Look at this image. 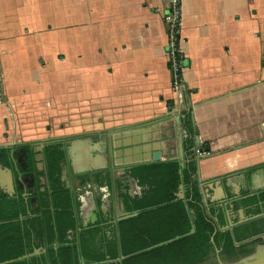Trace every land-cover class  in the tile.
Masks as SVG:
<instances>
[{
	"label": "crops",
	"instance_id": "obj_1",
	"mask_svg": "<svg viewBox=\"0 0 264 264\" xmlns=\"http://www.w3.org/2000/svg\"><path fill=\"white\" fill-rule=\"evenodd\" d=\"M164 13L165 0H0V147L92 136L68 157L82 222L96 202L114 214L121 186L141 195L127 167L173 158L189 107L208 203L215 179L233 192L243 170L264 172V0H181L189 95L172 86Z\"/></svg>",
	"mask_w": 264,
	"mask_h": 264
},
{
	"label": "trees",
	"instance_id": "obj_2",
	"mask_svg": "<svg viewBox=\"0 0 264 264\" xmlns=\"http://www.w3.org/2000/svg\"><path fill=\"white\" fill-rule=\"evenodd\" d=\"M185 115L183 168L178 160L129 168L127 175L141 188V195L118 193L123 211L137 213L118 222L112 216L109 222L112 219L96 202V221L83 225L80 203L61 180V164L66 158L62 144L46 142L47 186L41 192L36 183L32 195L35 202H25L21 194L0 196V264H203L216 251L231 261L252 255L255 246L264 247V216L237 225L230 232L221 229L227 224L223 208L210 204L207 211L203 206L194 179L193 128L189 113ZM0 153L8 159L7 148L0 147ZM260 167L246 169L247 175ZM180 185L184 197L177 199ZM247 194L241 191V196ZM237 204L264 205V190L258 196L236 201L234 208ZM192 228L193 233H189ZM252 237L256 238L246 242ZM34 250L43 252L18 260Z\"/></svg>",
	"mask_w": 264,
	"mask_h": 264
},
{
	"label": "water",
	"instance_id": "obj_3",
	"mask_svg": "<svg viewBox=\"0 0 264 264\" xmlns=\"http://www.w3.org/2000/svg\"><path fill=\"white\" fill-rule=\"evenodd\" d=\"M175 122H176V125L178 127L177 131L179 132L177 135V141H178V143H177V156L173 157V158L163 159L161 151L159 149H155V150L150 152L149 159L144 161L143 163H152V162L156 163V162H164V161H169V160H178L180 168H183V166H184V152H183V145H182L183 136H182V133L180 130V118H179V116L175 117ZM112 136H113L112 132L109 133L108 137L110 138V140H109L108 146L110 147L111 152H112V147H113V142L111 141ZM87 139L88 138H81L80 139L78 137L68 138L66 145L61 146V149L65 152V156H66L65 161L63 163H65L67 160V157H71V154L75 151V149H74L75 145H76L75 143L86 144L88 142ZM195 141H198L197 136H195ZM46 142H48V141H41L37 144L41 145L40 149L43 150V147H44ZM5 148H7L8 150L9 149L12 150L13 146L12 145L5 146ZM104 152L106 153V146L104 148ZM71 159L73 160V157ZM71 159H70V162H71ZM72 163H74V160L71 162V166H72ZM139 163L140 162L133 164V165L131 164L127 167V169L131 168L132 166L138 165ZM243 173L245 174L244 175L245 177H242L244 180V186H243L242 190H240L239 187H237L236 190L233 192L227 191L225 189V188H227V182L226 183L224 182L223 183L224 185L221 184V182L219 181L220 178H217L212 182L213 183L212 189H214L216 187L217 190L220 191V193L222 195L221 199H217V200H214V201H211L210 203H208L207 196H206V193L204 194V188H203L202 184H201V189H199L201 197H202L203 206L207 209V211H209V206L211 203L215 207H219V208L224 209V215H225V219H226L227 224L223 228H221L222 230H229L230 232H232V230L235 226L243 224V223L248 222L250 220L256 219L258 217L264 216V213H261L259 215H255V216L247 218V217H244L242 208L239 210H236L237 205H236V208H234L236 201L242 200V199H245V198L251 197V196H258L264 190V172L260 173V172H258V170H256L254 173L247 175V170L245 169V170H243ZM67 174H68V166L67 165L63 166V164H62L61 165V180L64 181V184L67 188L71 189V185H70L69 180L67 178ZM21 177H22L21 175L16 177V180H15L16 185H18L20 183ZM256 178H259L262 181L261 184L257 185L255 183ZM13 184H14V182L12 179L11 170L7 167H3L0 165V188L5 187L7 189V191H5L3 193L6 195H12V193L14 191L13 190L14 189ZM19 189L22 192L24 191V187L20 186V184H19ZM241 191H246V192H248V194L241 196ZM22 196L25 197V194H22ZM229 196H234V197H236V199L228 202V201H226V199L229 198ZM176 197H177V199H182L184 197L182 185L179 186V190H178V193L176 194ZM120 206H121V209H123L122 203ZM235 212L238 213V216L235 215ZM136 214H137L136 212L131 213V214L127 213V212H122L120 215H117L114 222H118L120 220H124V219L130 218V217L136 216ZM89 217H91L90 222L96 221L97 218H96V208L95 207H93V210L91 211ZM237 217H239V219L237 221H233ZM88 223H89V221H87V220L83 221V225H85V226ZM193 231L194 230L192 228L189 233H193ZM262 237H263V241H264V236H262ZM253 238H256V237L249 238L248 240H246V242L252 240ZM238 244H239L238 242H236V241L234 242L235 246H237ZM40 252H43V250L42 251L34 250L31 254H27V255H23L22 257H19L18 260L27 259L28 257H30L32 255L39 254ZM219 264H264V247H260V246L257 247L255 249V252L252 255H250L246 258H243L241 260H238L236 262H233V263L219 262Z\"/></svg>",
	"mask_w": 264,
	"mask_h": 264
},
{
	"label": "flooded vegetation",
	"instance_id": "obj_4",
	"mask_svg": "<svg viewBox=\"0 0 264 264\" xmlns=\"http://www.w3.org/2000/svg\"><path fill=\"white\" fill-rule=\"evenodd\" d=\"M67 139L65 138L63 140L60 141V143L63 145H66L67 143ZM39 142H35V143H31L28 147L26 144H20V145H12L13 148L12 150L9 149V157L7 160L4 159V154L0 153V165L3 167H7L11 170L12 173V179H13V186H14V191L12 193V195H8V196H13L15 194H25V197H23L25 199V202H27L28 199H30L32 202H35L34 197H32V195L35 193L36 191V183H37V190L43 192L45 187L47 186V181L44 175L45 172V164H44V153L43 150L40 149L41 145L37 144ZM1 148H5V147H1ZM12 153V154H11ZM63 166H68V174H67V178H69V176H72L74 170L71 168L70 163L68 162V157L65 163H62ZM61 164V165H62ZM33 166V168H31ZM21 175V179H20V186L24 187V191L22 193H20L18 191L19 189V184L16 185L15 184V180L16 177ZM35 183V185H34ZM119 189L121 190V192H125V189L123 186L119 187ZM7 191V189L5 187H1L0 188V196L1 195H6L3 192ZM236 197L234 196H229V198L226 199V201L230 202L235 200ZM212 204V203H211ZM239 205V204H237ZM243 210V215L244 217H252L255 215H259L261 213H264V205L259 204V206L257 205H252V206H245V207H241V206H237L236 210L241 209ZM104 212V211H103ZM123 211V209H121V206H118L117 211L114 214H109L108 212L107 217L111 218L114 217V219L117 217V215H120ZM105 213V212H104ZM235 215H237V213L235 212ZM112 216V217H111ZM83 219L84 221L87 220L90 222L91 217L89 216H85L83 215ZM239 219V217H237L235 220L233 221H237ZM113 219L109 222H112ZM110 224V223H109ZM110 225H108L106 227V231L107 234L110 233ZM259 247V246H255L254 247V252L255 249ZM253 252V253H254ZM252 253V254H253ZM248 257V256H246ZM243 257V258H246ZM243 258H239V259H235V260H226L220 256H218V251H216V254L211 255L209 257V259L207 261H204L203 264L208 263V264H219V262H224V263H233L236 262L238 260H241Z\"/></svg>",
	"mask_w": 264,
	"mask_h": 264
},
{
	"label": "built area",
	"instance_id": "obj_5",
	"mask_svg": "<svg viewBox=\"0 0 264 264\" xmlns=\"http://www.w3.org/2000/svg\"><path fill=\"white\" fill-rule=\"evenodd\" d=\"M163 23L166 28L167 35V66L168 70L172 74L173 89L189 95L191 90L187 87L183 78V73L187 69L188 64L179 44L181 27V0H165ZM186 111L189 112L190 107L186 108ZM194 144V158L196 160L208 156V151L204 148L202 142L194 141Z\"/></svg>",
	"mask_w": 264,
	"mask_h": 264
},
{
	"label": "rangeland",
	"instance_id": "obj_6",
	"mask_svg": "<svg viewBox=\"0 0 264 264\" xmlns=\"http://www.w3.org/2000/svg\"><path fill=\"white\" fill-rule=\"evenodd\" d=\"M178 131H174V134L173 135H171V140H172V143L170 144L171 146H172V156L173 157H176L177 156V143H178V141H177V135H178ZM72 137H78V138H88L87 139V141L88 142H90V138L92 137V136H90V135H80V136H72ZM72 137H70V138H72ZM33 143H35V142H33ZM109 142L107 141V150H106V153L104 152V155L106 156L107 154H109ZM111 154H112V152H111ZM169 154L167 153V156H168ZM237 216H238V213H237ZM209 263V262H208ZM208 263H206L205 262V264H208Z\"/></svg>",
	"mask_w": 264,
	"mask_h": 264
},
{
	"label": "bare ground",
	"instance_id": "obj_7",
	"mask_svg": "<svg viewBox=\"0 0 264 264\" xmlns=\"http://www.w3.org/2000/svg\"><path fill=\"white\" fill-rule=\"evenodd\" d=\"M136 151V150H135ZM30 228V227H29Z\"/></svg>",
	"mask_w": 264,
	"mask_h": 264
}]
</instances>
